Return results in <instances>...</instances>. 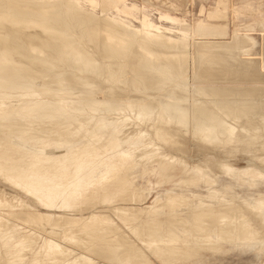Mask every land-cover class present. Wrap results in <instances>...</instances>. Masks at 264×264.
Returning a JSON list of instances; mask_svg holds the SVG:
<instances>
[{"label":"bare ground","instance_id":"6f19581e","mask_svg":"<svg viewBox=\"0 0 264 264\" xmlns=\"http://www.w3.org/2000/svg\"><path fill=\"white\" fill-rule=\"evenodd\" d=\"M177 1L141 0L153 22L98 0H0V264H210L264 247V194L215 187H264V16L257 50L250 23L221 39ZM135 166L178 187L128 206L146 198Z\"/></svg>","mask_w":264,"mask_h":264},{"label":"rangeland","instance_id":"374dc122","mask_svg":"<svg viewBox=\"0 0 264 264\" xmlns=\"http://www.w3.org/2000/svg\"><path fill=\"white\" fill-rule=\"evenodd\" d=\"M102 5L109 9V12L113 11V7H118L121 10L129 11L135 16H140L141 13L147 14V16L153 21H158V10L152 6L147 4H142L141 0H98ZM155 1V0H154ZM172 2H177L178 6L180 3L177 0H170ZM176 16L184 15L186 23L190 27L198 28L202 27L206 32H213L215 28L218 30L214 33L215 37L221 39H227L230 35L231 31V22L230 20H234L235 22H248L252 26V30L249 31L251 36L254 38V47L258 50V42L259 36L255 30L256 23L255 19L264 16V0H188L185 11L183 13L176 11ZM244 17V18H243ZM247 18V19H246ZM220 22H222L223 29H219ZM240 30H243L241 27ZM254 33V34H253ZM258 36V37H256ZM257 38V39H256ZM258 40V41H257ZM259 55L262 52H256ZM257 56V55H256ZM98 98H101L100 94H97ZM191 155L196 156V154L191 152ZM234 166L237 168L245 166L243 160H236L234 162ZM144 167L135 166L134 168L129 170V175L133 176L134 184L142 187L144 189V193L146 194V198L138 203L127 202L128 206H139L143 207L149 203H151L156 197L164 194L165 189L176 186V181H171L168 183H161L157 185L155 183V175L149 169L143 172ZM147 180L150 183H147ZM147 184V185H146ZM223 185H230L231 188L238 193L241 198H245L247 201H251L253 197V193L258 192L264 194V187L249 188L246 185H238L232 181H228L224 177H218L215 183V187L218 189H222ZM202 187L199 190L195 188H191L192 192H200L201 194H205L206 192ZM180 189L186 188L182 187ZM248 189V190H247ZM180 192V190H178ZM34 204L33 202L29 201ZM27 202V203H29ZM29 203V204H30ZM35 205V204H34ZM39 208V207H37ZM227 250L224 254H217L214 257L210 258V264H259L264 255V247L258 248H246L245 250L238 247H225ZM249 251V252H248ZM254 252V253H252ZM242 253V254H241ZM241 255V256H239ZM246 255V256H245ZM236 261V262H235Z\"/></svg>","mask_w":264,"mask_h":264}]
</instances>
